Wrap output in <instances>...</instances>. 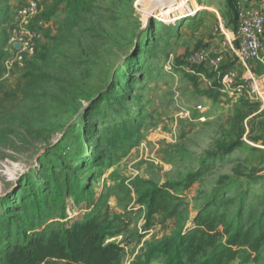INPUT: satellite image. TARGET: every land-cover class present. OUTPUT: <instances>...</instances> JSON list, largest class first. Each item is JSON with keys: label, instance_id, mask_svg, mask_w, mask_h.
<instances>
[{"label": "rangeland", "instance_id": "obj_1", "mask_svg": "<svg viewBox=\"0 0 264 264\" xmlns=\"http://www.w3.org/2000/svg\"><path fill=\"white\" fill-rule=\"evenodd\" d=\"M29 1L0 0V214L14 213L7 209L52 171L59 182L62 168L90 178L87 195L66 201L65 216L62 197L36 194L40 225L67 226L92 208L107 211L121 230L107 239L124 245L118 264L142 260L152 242L171 236L211 196L234 197L227 211L236 215L240 208L241 222L249 213L264 219L259 99L230 95L221 83L223 68L188 62L195 50L219 43L214 25L224 19L232 28L235 8L245 0H91L79 14L68 15L63 4L49 18L42 15L53 0H33L39 14L22 20L18 11ZM252 1L264 12V0ZM68 20L74 27L66 36L60 24ZM33 27L41 29L36 53L18 61L9 41ZM55 37L66 39L55 45ZM50 48L46 74L26 96L27 78ZM196 172L188 190L178 188L179 213H155L145 226L139 192ZM251 257L232 264H264V241Z\"/></svg>", "mask_w": 264, "mask_h": 264}, {"label": "trees", "instance_id": "obj_2", "mask_svg": "<svg viewBox=\"0 0 264 264\" xmlns=\"http://www.w3.org/2000/svg\"><path fill=\"white\" fill-rule=\"evenodd\" d=\"M90 1L53 0L51 9L42 16L49 18L63 4L70 8L68 15L79 14L90 7ZM68 21L70 23L66 25L60 24L65 28L60 26L66 36L70 27H74V22ZM62 38L66 39L55 37L54 44L57 45ZM2 45L0 43V47ZM48 50L40 53L41 64L37 72L27 78L23 89L26 96L46 74L43 65L51 60L49 53L52 48ZM2 56L0 52V78L5 70L1 63ZM62 173L63 181L59 182L56 174L50 172L44 177V184H35L37 186L30 190L29 195L18 198L19 204L7 209L14 213L7 211L0 214V264L119 263L124 255V245L116 241L107 242V239L121 230L110 221L107 211L101 213L100 208H92L82 219L67 226L40 225L43 206L36 194L62 197L60 216H65L66 201L89 192L90 178L72 177L66 168H62ZM198 176L196 172L178 183H163L140 191L137 203L145 208V226L150 225L151 216L155 213L170 217L178 214L183 202L182 191L178 188L188 190ZM30 185L27 184V187ZM234 201L235 198L230 197L219 202L211 196L171 236L152 242L142 260L130 264H152L153 260H159L160 264H232L236 260L242 263L250 261L251 254L256 253L264 241V219L253 220L254 214L249 213L246 222H241L237 217L240 208L236 210V215H230L227 211Z\"/></svg>", "mask_w": 264, "mask_h": 264}, {"label": "built area", "instance_id": "obj_3", "mask_svg": "<svg viewBox=\"0 0 264 264\" xmlns=\"http://www.w3.org/2000/svg\"><path fill=\"white\" fill-rule=\"evenodd\" d=\"M40 9L38 1L30 0L19 9L18 16L22 20H32L39 14ZM43 23L44 21H39V25ZM226 26L224 19L217 21L213 27V35L219 39L218 46L210 45L192 52L188 58L190 65L220 71L225 54L228 52H233L235 58L244 63L259 57L264 33V13L262 11L239 2L235 8L233 27L227 28ZM22 34L14 36L9 41L11 51L15 52V58L18 61L26 55L32 56L36 53V40L41 36V29L33 27ZM14 44H18V48H14ZM220 72L221 83L230 95L253 94L259 99L264 111V74L256 79L252 76L239 78L233 69H224ZM260 83L263 86L260 87ZM197 109H201V105H197Z\"/></svg>", "mask_w": 264, "mask_h": 264}, {"label": "crops", "instance_id": "obj_4", "mask_svg": "<svg viewBox=\"0 0 264 264\" xmlns=\"http://www.w3.org/2000/svg\"><path fill=\"white\" fill-rule=\"evenodd\" d=\"M243 3L251 7H254L260 11L263 10V7L261 4L260 5H257L256 3L254 4L252 0H245V2ZM213 46L217 47L218 44L213 45ZM222 68L223 69H233L234 71H236L239 78L252 76L253 78L257 79L261 77L264 74V33L262 35V50L257 59L249 60L244 63V62L237 60L233 52H228L225 54L224 63H223Z\"/></svg>", "mask_w": 264, "mask_h": 264}, {"label": "water", "instance_id": "obj_5", "mask_svg": "<svg viewBox=\"0 0 264 264\" xmlns=\"http://www.w3.org/2000/svg\"><path fill=\"white\" fill-rule=\"evenodd\" d=\"M14 48H18V44H14Z\"/></svg>", "mask_w": 264, "mask_h": 264}]
</instances>
